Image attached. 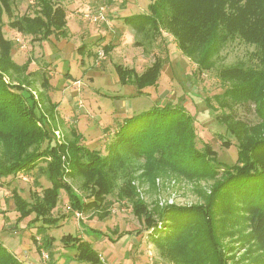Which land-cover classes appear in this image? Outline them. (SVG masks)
Listing matches in <instances>:
<instances>
[{
	"label": "trees",
	"instance_id": "1",
	"mask_svg": "<svg viewBox=\"0 0 264 264\" xmlns=\"http://www.w3.org/2000/svg\"><path fill=\"white\" fill-rule=\"evenodd\" d=\"M16 1L0 0V180L38 169L51 182L43 187L36 180L42 189L32 190L31 200L15 188L12 192L19 213L17 222L29 218L27 227L37 226V235L42 237L38 250L44 247L50 255L55 238L47 230L59 227L65 218L53 215L63 189L72 210L82 213L103 207L108 195L118 191V197L127 200L143 219L145 227L136 233L150 230L160 255L174 264H229L230 255L221 244L222 226L217 222L227 212L253 222L252 234L264 244V0H201L205 6L199 0H154L151 13L126 18L149 44L167 29L182 53L202 71L213 69L216 58L232 41L239 39L254 46L247 60L219 70L226 87L215 95L218 104L229 109L255 104L260 121L250 126L234 114L229 119L221 116L238 139V158L232 165L208 159V152L197 147L193 119L178 104L123 117L107 142L105 154L83 144V135L75 126L63 141L58 140L53 132L58 127L57 104L49 96H35L30 89L29 62L20 65L13 60V42L4 37V15L11 19V27L41 41L67 36V11L60 0H35L34 14L17 16ZM162 66L163 61L156 58L142 73L120 65L116 71L121 84H136L142 93L158 83ZM47 83L45 77L43 85ZM157 167L213 180L206 202L149 209L131 180L134 170L145 168L147 181L153 186ZM67 178L81 179L83 194ZM32 237L37 243V236ZM62 241L74 247L80 263L103 264L106 260L89 239L67 234ZM0 264L30 263L17 258L0 240Z\"/></svg>",
	"mask_w": 264,
	"mask_h": 264
},
{
	"label": "rangeland",
	"instance_id": "2",
	"mask_svg": "<svg viewBox=\"0 0 264 264\" xmlns=\"http://www.w3.org/2000/svg\"><path fill=\"white\" fill-rule=\"evenodd\" d=\"M153 1L60 0L67 11L66 37L52 36L41 41L32 40V36H26L11 27V19L6 14L4 37L13 42V60L20 65L29 62L30 89L34 95L39 98L41 94L49 96L51 102L57 104L58 127L54 128L53 132L58 140L63 141L64 135L71 130L70 127L75 126L83 135V144L105 154L107 142L109 143L113 133L119 128L123 117L171 103L184 106L191 115L197 132V147L208 152V159L235 164L238 158V139L226 128V120L222 115L229 119L230 114H234L237 119L246 121L250 126L260 121L256 116L255 104L239 105L234 109L218 104L215 95L221 94L226 87L219 77V70L238 60H247L254 51V46L239 39L232 41L222 50L220 57L216 58L215 67L202 71L182 53L175 36L167 29H163L162 35L156 38L153 44H149L145 38L142 39L143 34L137 33L135 27L127 22L126 18L130 15L151 13L150 5ZM199 3L202 6L207 5L201 0ZM102 7L106 19L101 22L90 21L89 15L98 14ZM14 8L15 15L21 16L25 13L34 14L37 6L35 0H17ZM156 58L163 61V66L155 86L147 87L141 93L136 84L120 83L116 71L118 65L134 68L138 73H142ZM45 77L48 80L47 85H43ZM262 91L264 93V88ZM156 169L158 170L152 180L155 181L153 186L147 181L145 168L134 170V179L131 180L149 209L171 203L193 205L206 202L205 196L209 194L213 180L178 175L166 168ZM36 180H39L43 187L51 185L46 175L38 169L0 180L2 242L4 237L13 236V233L17 232L22 237L27 236L26 240H29V237L32 242V236H40L42 244L41 235H37V226L20 227L22 223L28 224L29 218L17 222L19 213L12 196L15 188L25 199L31 200V191L42 189ZM67 181L79 194H83L81 179L67 178ZM114 192L108 195V203L103 207L82 213L72 210L67 192L61 190L53 215H65V218L59 227H50L52 230L48 234L53 235L55 248L63 253L59 254V258L65 255V259H69L67 255L70 254L75 255L74 260H78L74 247L62 241L63 236L67 234L94 240L104 236L105 243L110 247L124 236L139 235L136 231L144 229L143 219L137 217L127 200L118 197V191ZM77 213L81 216H77ZM223 216L225 218L217 222L223 231L221 244L230 255L228 263L264 264V244L252 234L253 222L245 218L239 220L230 212L223 213ZM84 223L87 224L86 227ZM149 232L140 234L146 241L142 254L146 253L148 258L142 262L174 264L160 255L159 248ZM120 233L123 235L119 236ZM97 244V249L101 251L105 244ZM227 245L232 251L229 252ZM39 251L40 263L50 264V260L45 262L43 256L45 252L50 258L49 252L44 247ZM123 260L124 255L120 258V261ZM103 264L119 263L103 261Z\"/></svg>",
	"mask_w": 264,
	"mask_h": 264
},
{
	"label": "crops",
	"instance_id": "3",
	"mask_svg": "<svg viewBox=\"0 0 264 264\" xmlns=\"http://www.w3.org/2000/svg\"><path fill=\"white\" fill-rule=\"evenodd\" d=\"M13 223V222H12ZM9 223V224H12ZM26 223H22L20 225L21 228L26 227ZM85 227L87 226L86 223H84ZM2 227V226H1ZM0 227V228H1ZM52 229L47 230V233L49 234ZM6 232V231H5ZM30 235L32 236L33 233ZM106 235V234H105ZM50 236L53 237L51 234ZM93 235H91L92 237ZM27 236H20L17 232L13 233V236H7L4 237L3 243L7 248L13 252L17 258H19L22 261L28 262L30 264H41L39 259L41 256V252L38 250L37 246L41 243L40 236L37 237L38 242L35 243L30 240H26ZM91 238H89L90 240ZM105 237H101L99 240L91 239L93 242V245L97 249L98 244L101 243V245L105 244L101 247L102 256L108 263H119V264H145L142 262V260L145 259V261L148 259L146 256V253L142 254V248L145 247V238L140 237L139 235H127L122 237L121 239H118L117 242L112 244L113 246L110 247L107 243L104 241ZM116 239V238H115ZM107 253V254H106ZM59 254H63L62 252H59L58 249L55 248V242L50 252V264H84L79 263L78 260H74L75 255L68 254L67 256L69 259H65V255L61 258H59ZM124 255L125 260L120 261V258ZM141 256V259H140ZM127 258V259H126ZM102 261V262H103ZM46 264V263H45Z\"/></svg>",
	"mask_w": 264,
	"mask_h": 264
},
{
	"label": "built area",
	"instance_id": "4",
	"mask_svg": "<svg viewBox=\"0 0 264 264\" xmlns=\"http://www.w3.org/2000/svg\"><path fill=\"white\" fill-rule=\"evenodd\" d=\"M89 20L93 22H101L106 19L104 15V7L101 8V10L96 15H89ZM77 216H81L80 213H77ZM43 256L45 257L44 261L46 262L49 259V256L47 253L43 252Z\"/></svg>",
	"mask_w": 264,
	"mask_h": 264
}]
</instances>
